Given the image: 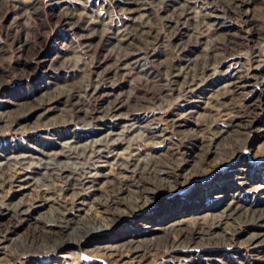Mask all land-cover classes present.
I'll use <instances>...</instances> for the list:
<instances>
[{
  "label": "rangeland",
  "instance_id": "374dc122",
  "mask_svg": "<svg viewBox=\"0 0 264 264\" xmlns=\"http://www.w3.org/2000/svg\"><path fill=\"white\" fill-rule=\"evenodd\" d=\"M0 264H264V0H0Z\"/></svg>",
  "mask_w": 264,
  "mask_h": 264
}]
</instances>
